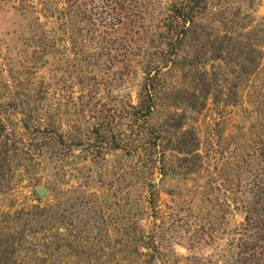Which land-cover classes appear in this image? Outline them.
<instances>
[{
	"label": "rangeland",
	"instance_id": "obj_1",
	"mask_svg": "<svg viewBox=\"0 0 264 264\" xmlns=\"http://www.w3.org/2000/svg\"><path fill=\"white\" fill-rule=\"evenodd\" d=\"M204 1L178 44L163 31L169 0H0V246L13 243V264H250L264 59L234 102L236 62L213 47L246 51L256 34L264 50V0Z\"/></svg>",
	"mask_w": 264,
	"mask_h": 264
},
{
	"label": "trees",
	"instance_id": "obj_2",
	"mask_svg": "<svg viewBox=\"0 0 264 264\" xmlns=\"http://www.w3.org/2000/svg\"><path fill=\"white\" fill-rule=\"evenodd\" d=\"M169 2H171L169 9L170 13L163 23V31H167L165 39L168 40L169 43L170 40H173L171 42L181 44V41L185 36L184 32L192 31L191 28H193L195 19L197 16L206 12L207 5L204 0H169ZM251 40L252 41L249 42L246 51L243 47L233 49L229 44L226 45L225 43H228L226 37L216 40L217 46L213 47L215 52L214 58H218L221 61L228 60L229 62H236L235 64L238 71L233 84L235 90L231 94L232 98L234 97V102H237V88L241 82H244V80L240 81L241 77L244 76L248 80L250 77L255 75L260 69L264 59V50L261 49L263 39L260 43V40L257 39V35L255 34ZM234 58L237 61H233ZM152 72L153 69L145 72L144 84L141 89L142 98L140 99L139 104L140 108L144 107L143 103L147 104L144 108V112L146 114L151 111L154 101H156L157 81H155V75H151ZM210 85V83H206L205 87H210ZM234 102L231 103L227 95L224 97V100L221 101V103L226 106L234 105ZM173 128L178 131L181 126L178 125ZM0 131H4V127L1 123ZM177 143L180 148V151L178 152L183 155V161H188V157H194L195 159H190L192 161H196L198 159L197 157L199 155L197 153L198 144L196 142V137L195 139L193 137L188 140L185 134H182L181 140ZM7 159L8 149H5L0 152V192L7 186L9 187V174L11 171L9 170L10 164ZM257 182L258 183L255 184L257 190L255 191L256 193H254L255 199L253 206L246 211L244 223L241 228V234L249 241L242 243V247H244L242 254L246 255L249 253V256L245 257L244 261L250 264H264V176L262 178L257 177ZM152 192L150 193L152 198L148 203L150 207H154L155 203V194ZM144 238L146 237L144 236ZM144 244L150 246L145 242ZM13 246V243L9 245L7 244V246L3 247L0 246V264L14 263L10 261L11 254L15 251Z\"/></svg>",
	"mask_w": 264,
	"mask_h": 264
},
{
	"label": "water",
	"instance_id": "obj_3",
	"mask_svg": "<svg viewBox=\"0 0 264 264\" xmlns=\"http://www.w3.org/2000/svg\"><path fill=\"white\" fill-rule=\"evenodd\" d=\"M35 194L39 197L45 196L46 195V191L42 186H38L35 189Z\"/></svg>",
	"mask_w": 264,
	"mask_h": 264
}]
</instances>
